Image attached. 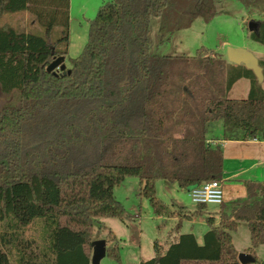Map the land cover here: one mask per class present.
Segmentation results:
<instances>
[{"label": "trees", "instance_id": "1", "mask_svg": "<svg viewBox=\"0 0 264 264\" xmlns=\"http://www.w3.org/2000/svg\"><path fill=\"white\" fill-rule=\"evenodd\" d=\"M234 1L264 13V0ZM69 10L70 0H0V18L27 13L35 26L0 24V93L17 96L0 108V264H90L91 242L106 231L99 220L132 219L114 197L128 178L154 217L191 222L207 205L167 206L156 182L187 192L222 183L223 153L210 137L217 124L222 142L264 139V91L251 71L204 49L193 58L149 54L153 19L161 31L188 29L213 19L211 0H109L88 22L81 54L64 74H49L67 56ZM252 39L264 45V23ZM241 79L248 97L228 99ZM244 188L247 204L205 218L201 246L181 235L166 252L154 244V258L140 264H239L231 234L240 224L252 248L264 247V183ZM32 227L36 237L26 239ZM117 246L108 232L106 257L121 264Z\"/></svg>", "mask_w": 264, "mask_h": 264}, {"label": "rangeland", "instance_id": "2", "mask_svg": "<svg viewBox=\"0 0 264 264\" xmlns=\"http://www.w3.org/2000/svg\"><path fill=\"white\" fill-rule=\"evenodd\" d=\"M108 1L70 0L69 48L64 60L67 69L69 68V61L81 54L87 42L88 22L95 18L98 9ZM211 1L215 11L213 19L206 22L202 18H197L188 29L171 32V27H169L166 31H161V18L153 19L148 35L149 54L158 57L193 58L199 49H204L209 54L228 63L227 50L233 48L246 50L259 61H263L264 45L252 39V34L257 32L249 31V25L256 24L259 27L260 23H264V13H261L260 10L248 11L234 0ZM250 11L252 12L250 13ZM0 24L11 26L23 32L35 28L27 13L2 17ZM248 84V81L237 83L236 87L234 86L228 93V99H241L242 89H244L245 95L250 89H248ZM16 103V95L6 97L0 93V108L7 104ZM221 128V124L215 125L213 136L210 135V137L222 135ZM230 184L233 185L231 182H225L223 188V201H229L225 202L226 207L247 204L249 201L243 187L240 189L237 187L233 190L232 187H228ZM139 189L138 180L128 178L114 190V197L124 206L127 214L132 218L131 220H99L101 226L106 229L101 237L106 239L108 232L114 234L119 248L121 264H139L140 261L151 260L155 256L154 244L157 243L166 252L168 247L174 244L181 235L189 234L191 227L189 221L154 217L148 201L139 197ZM155 191L157 199L167 206L175 205V207L184 208L190 213L197 211L198 207L191 202L188 192L180 190L176 185L157 181ZM218 211L219 207L217 206H207L202 216L194 219V229L197 235L206 233L208 228L205 218L213 214L217 219ZM178 226L179 229H177ZM36 232L34 227L30 228L25 234V238L34 239ZM231 237L237 255H252L256 260L253 264H264V247L260 246L255 249L251 247L246 224H240L236 232L231 234ZM100 264L117 263L105 256Z\"/></svg>", "mask_w": 264, "mask_h": 264}, {"label": "crops", "instance_id": "3", "mask_svg": "<svg viewBox=\"0 0 264 264\" xmlns=\"http://www.w3.org/2000/svg\"><path fill=\"white\" fill-rule=\"evenodd\" d=\"M257 61L264 62V60L259 61L258 59ZM241 81H248V80L241 79L237 83ZM263 84L264 82L261 83L260 86L264 91ZM248 85H249L248 87L249 89L250 83ZM234 86L232 87V89L234 88ZM242 92L243 94H241L240 97L241 99H231V100H244V98L248 97L249 90L247 91L246 95L244 89H242ZM220 136L221 135L218 136L215 135L213 138H211V140L213 144L220 146L223 153V171H222L223 188L225 182L233 183V185L232 184L228 185V187H232L233 190L237 189V187H239L238 189H240V187H243L244 191H245L244 183L246 182L264 183V139L263 141L244 140V141L222 142L220 141L221 140ZM227 198L231 199L230 197ZM225 202H229V201L226 200ZM225 202L223 201V204H225ZM189 224L191 225L189 229L190 230L189 234H192L195 237L197 244L201 246L203 244V236L206 233H203V235L202 233H199L200 235H197L195 233L194 219L191 222H189ZM100 240H104L106 242V239L103 236L100 238ZM140 263L141 261L139 262V264Z\"/></svg>", "mask_w": 264, "mask_h": 264}, {"label": "water", "instance_id": "4", "mask_svg": "<svg viewBox=\"0 0 264 264\" xmlns=\"http://www.w3.org/2000/svg\"><path fill=\"white\" fill-rule=\"evenodd\" d=\"M249 31L257 32V25L250 24ZM227 61L229 64L234 66H243L246 70L251 71L257 81L261 84L263 83L262 69L259 67L257 59L248 51L243 49H233L227 50ZM64 58L59 57L54 59L46 69L47 73L56 74L61 72L64 74L66 67L64 65ZM69 74V71L67 72ZM91 259L90 264H100L101 260L106 256V242L104 240H95L91 242ZM239 264H253L254 259L247 254H239L237 256Z\"/></svg>", "mask_w": 264, "mask_h": 264}, {"label": "built area", "instance_id": "5", "mask_svg": "<svg viewBox=\"0 0 264 264\" xmlns=\"http://www.w3.org/2000/svg\"><path fill=\"white\" fill-rule=\"evenodd\" d=\"M194 205L221 206L223 204V186L221 182L210 181L188 191Z\"/></svg>", "mask_w": 264, "mask_h": 264}]
</instances>
